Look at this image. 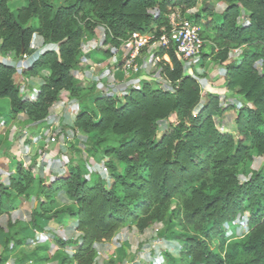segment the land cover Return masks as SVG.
<instances>
[{"label":"trees","instance_id":"obj_1","mask_svg":"<svg viewBox=\"0 0 264 264\" xmlns=\"http://www.w3.org/2000/svg\"><path fill=\"white\" fill-rule=\"evenodd\" d=\"M199 1L225 5L219 22L207 19L213 13L209 9L188 16L208 47L200 65L209 59L223 63L232 49L245 47L224 74L226 90L244 104L224 106L212 93L202 99L201 83L188 73L176 45H158L150 73L163 78L162 86L142 81L122 98L96 93L73 118L72 132L92 139L90 151L101 153L106 177L79 164L66 172L56 164L58 175L45 183L22 161L11 160L6 183L0 182V218L33 199L28 221L7 218L5 227L0 225L3 250L20 249L16 264L34 255L37 263L47 259L43 248L28 251L27 246L35 231L43 232L40 220L62 215L76 218L79 235L55 238L62 248L76 246L72 254L60 256L59 264H95L97 244L108 242L118 229L143 233L163 222L159 237L179 227L183 240L177 257L165 254L166 264H264V165L245 180L238 177L254 155L264 158V0H25L15 10L9 0H0V55L29 56L21 69L0 60V100L9 106L0 118L7 122L24 113L26 124H40L62 91L78 100L87 90L75 83L85 59L82 44L98 27L109 47L135 34L153 43L170 33L171 14L193 9ZM241 13L246 23H238ZM34 34L48 46L38 53L29 48ZM17 74L42 78L32 98L20 93L13 81ZM227 112L235 114L234 134L219 131L214 120ZM59 194L70 201L65 208H58ZM245 215L247 232L229 236L225 226Z\"/></svg>","mask_w":264,"mask_h":264},{"label":"rangeland","instance_id":"obj_2","mask_svg":"<svg viewBox=\"0 0 264 264\" xmlns=\"http://www.w3.org/2000/svg\"><path fill=\"white\" fill-rule=\"evenodd\" d=\"M24 4L25 0H9L8 2V6L11 10H15L23 6ZM224 6L225 5L220 2L202 3L201 1H199L195 8L190 9L184 13L177 10L174 15L177 21H180L182 19L189 20V15L199 13L201 11L204 12V10L209 9L212 10L213 13L211 16H207V19L214 18L216 21L219 22L221 20V12L224 9ZM202 19L204 21L206 20V17H202ZM246 22V16L241 13L238 23L241 24ZM103 40L104 30L102 27H98L94 36L90 40H87L82 44L83 53L85 52L84 54H87V52L89 51H101V53L104 54L103 56H100V61L95 60L97 62L102 63V65L100 63H97L95 67H92V70L86 67L80 69V71L77 70L75 72V77L77 76L79 80H83V82L85 81L84 86L85 88H87V90L78 100L72 99L71 102H69L70 106L67 107V110L63 109L62 106L64 104L58 101V103L54 105V108H52L50 117L43 123L37 124L36 128L32 130L35 135H39V133L42 132L38 139L44 140L46 146V148H43L42 146L38 148L35 147V152L41 154L37 158V160L34 159L35 161L32 160L30 161V163H33L34 165L36 164L37 167L39 160H46L49 157L51 160L57 162L58 166L60 165L61 169L65 172L68 170L69 167H73L79 164L84 167L88 172L97 171L102 176H107V170L103 165L101 153L94 154L90 151L92 139L82 134L73 133L69 121L71 120V118H73V113H78L80 111V107H83L94 94L98 93V91L103 89L107 84L108 86L110 84H115V86H118L119 89H123L122 84H125L128 79L133 80L134 78H139V76H141V74L143 73L148 74V72H150L153 66V63L150 60H147V54L154 52L157 48V45H154L153 43H149L147 41V43L140 50L139 55L135 61L138 67V71L135 72L133 71V69H128V72L126 73L125 71H123V67L118 66V63L120 60L128 57L130 40L122 43L125 44L127 48L121 46V44L117 48L109 47L103 44ZM47 47L48 46H45L42 43L41 38L38 35H33L29 47L33 50V53H38ZM236 49L238 50L234 51V49H232L228 53V58L223 63H219L218 61L209 59L201 66L200 56L194 60L185 63L187 71H189L188 73L193 72L196 75L198 81L201 83L202 99H204L205 96L209 94L210 90L215 92L218 91L221 86H223L226 65L231 64L233 61L237 60L240 57L241 52L246 48L242 46ZM106 50H109V57L105 55ZM207 50L208 47L207 45H205L203 47L202 53L206 52ZM21 59L22 58H13L12 54H7L5 56L0 55V60L17 65V67L20 69L23 68L24 65L28 64L27 59H25L24 61H22ZM163 59L167 60L166 58ZM82 63L87 66V62L85 61V59ZM41 74L44 75L45 73L42 72ZM103 77H105V81L102 80ZM41 80V77L29 78L28 80H25L20 74H17L13 77V81L20 87V93L22 95H27L30 97H33L34 94L32 93V91H28L27 88L29 87V89H31V87L33 86L37 87L36 84H39ZM93 80L96 82L94 86H92ZM140 81L153 82L155 88L162 86L163 84V82L159 79L154 82L147 80L144 77ZM92 87L93 89L90 90V88ZM210 87L211 89L209 90ZM122 91H125V89ZM122 91H120L119 93L108 91L106 92V94L116 96L117 98H122V96L125 94ZM220 96L222 99V104L224 106L230 104L242 106L244 104V101L242 100L241 96L233 92L226 91ZM63 99H65V96L63 97ZM58 109L63 110L60 113L61 115H64L63 118H59L60 114L57 113ZM64 110L68 111V113L64 114ZM0 111L3 114L8 113L9 106L8 101L6 99L0 100ZM234 115L235 114L232 112H227L223 115H215L214 120L218 130L221 132L234 134ZM6 119L7 118L4 116L3 119H0V122H4V120ZM169 121H174V115L170 116ZM20 125L21 124L18 123V125H16V129ZM52 127L53 129H50ZM19 128H21V126ZM0 130L1 139L2 141H4V138H8V131L4 128H0ZM3 131L6 132L5 135L2 134ZM52 132L56 134L55 142H51L49 140ZM53 146H60V148H62V150L58 153V157H54L56 156L54 153L51 156L48 155V151L53 148ZM43 151L47 153L43 154ZM4 154L5 155H3V157L5 156L9 158V161L10 159H12V156L10 155L9 151H6ZM22 154L24 155V153ZM6 163H8V161H6ZM30 163L28 162L26 164L27 167L30 165ZM263 165L264 158L261 156L254 155L252 162L240 167V172L238 175L239 179L245 180L250 171L258 170ZM0 172L5 173V171L1 169ZM34 172L37 176L39 174H42L41 172H39V169L35 170ZM52 173H56V170H53ZM43 174L45 178H50L48 175V171H45V173ZM2 175L3 176L0 178V180L5 181L6 174ZM87 177L89 178L90 175H87ZM66 203V198L63 195L59 198L58 207L65 208ZM19 208L10 214L2 216L0 218V225L2 227H5L7 218H9L12 222L15 220L28 221L31 204L27 202V204L24 205L22 210H20ZM246 216L247 215L243 217H238L230 225L225 226V230L229 236L240 238L247 232ZM70 219H73L74 222L76 221V218L74 217ZM58 225L59 226L57 228H53L52 230L48 228H46L45 230L42 229L46 232L47 236L46 238L44 237L45 239H37V244H39L43 240V247H41V249H43L41 251L47 256L46 260L37 263L35 261L37 255H34L33 260H28L22 257L23 260L17 264H59L58 262L60 261L61 251L63 254H70L74 244L72 243L68 245V247L62 248L56 242L55 238H59L61 240H69L73 239V237L75 238L76 235L74 234L73 229L68 225V222H65L64 224L59 223ZM165 228L166 222H163L152 225L143 233H138L136 229L133 230L132 227H129L130 230L127 233L126 230H123L125 232L123 233V235L116 236L113 240L111 238L108 242H105L104 244L96 248L97 253L95 257V264H166L167 260L165 254L169 253L177 257L183 240L178 236V233L180 232L179 227H175L172 229V232H174L173 235L168 234L162 238L159 237L163 232H165ZM75 239H78V237L76 236ZM1 242L2 241H0V260L3 262V264H16V258H19L21 256L20 249H17L13 252L4 251L3 247L1 246ZM37 244L35 245V243L32 242L31 244H29V246H27V249L29 248V250H32L33 248L38 247Z\"/></svg>","mask_w":264,"mask_h":264},{"label":"crops","instance_id":"obj_3","mask_svg":"<svg viewBox=\"0 0 264 264\" xmlns=\"http://www.w3.org/2000/svg\"><path fill=\"white\" fill-rule=\"evenodd\" d=\"M121 46L127 48V46L125 44H121ZM83 52V50H82ZM85 53V52H84ZM83 53V54H84ZM153 53V52H152ZM152 53H148L147 54V60H151V56ZM86 55L85 56V61L87 62V66L84 65V63H81L78 67H77V70L80 71V69L82 68H89L90 70H92V67H95L97 65V63H100V62H97L95 60H101L100 56H103L104 54L101 53V51H89L87 52V54H84ZM168 59V58H167ZM102 65V63H100ZM27 65V64H26ZM99 65V64H98ZM25 66V65H24ZM23 66V67H24ZM107 73V72H106ZM140 77H144L146 78L147 80H150V81H156L157 79L161 80L163 83L165 82L163 80L162 77H160L158 74H151L150 72H148V74H141V76H139V78H134L133 80H127V82L125 84H122V87L123 89H119L118 86H115V84H110L108 86V84L101 90L98 91L99 94H106V92L108 91H113L115 93H119L120 91L122 90H126L127 88L129 87H133V88H139V84L141 83L140 80H142V78ZM25 80H28L27 78H24ZM103 81H105V77L102 78ZM101 81V80H99ZM75 83L80 86L81 88H84L85 86V81L83 82V80H79V78H77V76L75 77ZM91 83V82H90ZM96 82L93 80V84H95ZM100 83V82H98ZM152 83V86H154V83ZM37 87L39 84H36ZM36 86H33L31 87V89H29V87L27 88L28 91H32V93L34 94L35 90L37 89ZM121 87V86H120ZM211 89V87L209 88V90ZM227 90L224 86V80H223V86H221L218 91H212L210 90L209 93H212V94H216V95H222L223 93H225ZM125 93V91H122ZM208 92V90H207ZM65 96V99H63V97ZM29 98H32L30 96H28ZM72 99H70L68 97V94L67 92L65 91H62L60 94H59V97H58V100L54 103V105H56L59 102L63 103L64 105L62 106L63 109L67 110L68 106H70V103ZM54 105L52 106V108H54ZM52 108L50 110V114H51V111H52ZM64 110V111H65ZM61 109H58L57 113L60 114L61 113ZM68 111H65L64 114H67ZM77 113H73V118L75 117ZM50 117V116H49ZM63 118L64 115L60 114L59 115V118ZM73 118H71V120L69 121L70 125L72 126V121H73ZM0 119H3V118H0ZM68 122V120H67ZM21 124V128H17L16 129V125ZM2 125V126H1ZM37 126V124H26V116L24 113H19L17 114V116L15 117V119H12V120H8L7 122L4 121V122H0V128H4L5 130L8 131V138H4V141H2V144L0 146V169L5 171L4 172H0L1 175H0V178L3 176L2 174H6V179L5 181L3 180H0L1 183H6V180H7V176L10 172V164H11V160L12 159H16V160H20L23 162V165L25 167H27V163L30 161H35L34 159L37 160V158L40 156L41 153H36L35 152V147L38 148V147H43V148H46L45 146V143H44V140L42 139H38V137L41 135L42 132L39 133V135H35V133L32 131L33 129H35ZM70 126V127H71ZM30 128V129H29ZM69 129V128H68ZM1 131V130H0ZM76 133L77 134H82L84 135L82 132H80L79 130H76ZM3 135L6 134L5 131L2 132ZM14 144V145H13ZM60 146H53V148H51L49 151H48V155L51 156L53 153L56 155L54 157H58V153L59 151H61L62 148H60ZM6 151H9L10 152V155L12 156V159H10L9 161V158L7 157H3V155H5L4 153ZM24 153V155L22 154ZM47 152H44L43 151V154H45ZM27 160V162H26ZM57 160V159H56ZM6 161H8V163H6ZM57 162L51 160L49 157L44 160H39L38 162V167L37 165L33 164V163H30V165L28 166L32 172L34 173V176L35 177H43L44 180H45V183H48L50 181V179H52L53 176H56L58 175V168L56 166ZM8 165V166H7ZM39 169V172H41L42 174H39L38 176L35 174V170H38ZM53 170H56V173H52ZM45 171L47 172L48 171V175L50 178H45L43 175V173H45ZM63 196V194H59L58 195V204H59V198ZM66 205L70 203L69 200H67L66 198ZM30 203L31 204V207H32V204H33V199H28V200H24L22 201L21 205H20V210H22V208L24 207L25 204ZM60 209V207H58ZM31 210V209H30ZM14 212V211H12ZM11 212V213H12ZM26 221V220H25ZM65 222H68V225L73 229V232L74 234L78 237V232L74 230V221L73 219H70V218H67L66 216L62 215L60 216L58 219H54V220H51V221H43V220H40L39 223L40 225L43 227V229L45 230L46 228L48 229H53V228H57L59 225V223H65ZM67 225V226H68ZM133 230H135L134 227H132ZM123 230H126V233L130 230L129 227L128 228H121V229H118L113 237H112V240L116 237V236H119V235H123V233H125ZM137 231V230H136ZM139 233V232H138ZM47 236L46 232L43 231H35L34 234H33V237H32V242L35 243V245L37 244V239L38 240H41V239H45ZM75 236V238H76ZM45 237V238H44ZM75 238L73 237L72 240H75ZM69 239V238H67ZM102 244L104 243H100V244H97L96 248H98V246H101ZM38 247H43V240L37 244ZM68 247V246H66ZM73 249L71 250V253H73V251L75 250L76 246H73L72 247ZM28 251L29 248L27 249ZM65 251V250H63ZM61 255L63 254L62 251L60 252ZM70 254H67V255H70ZM152 258V257H151ZM60 263V261L58 262Z\"/></svg>","mask_w":264,"mask_h":264},{"label":"built area","instance_id":"obj_4","mask_svg":"<svg viewBox=\"0 0 264 264\" xmlns=\"http://www.w3.org/2000/svg\"><path fill=\"white\" fill-rule=\"evenodd\" d=\"M170 21L172 26L170 33L168 35H161L157 41L153 42V44L157 46L166 45L169 43V41H172L176 45L177 53L185 63L198 58L202 53L204 43L203 39L198 33V28L188 20L182 19L180 21H177L174 14H171ZM149 38L150 37L147 35L141 36L135 34L130 39L128 57L125 59L122 66L123 71H125L126 73L128 72V69H133V71L135 72L138 71V67L135 61L139 55L140 50L147 43ZM237 50L238 49L236 48L234 49V51ZM21 58V60L24 61L28 58V56L23 54ZM156 60H159V58H156ZM50 129H53V127ZM49 140L51 142L56 141V134L54 132H52Z\"/></svg>","mask_w":264,"mask_h":264},{"label":"bare ground","instance_id":"obj_5","mask_svg":"<svg viewBox=\"0 0 264 264\" xmlns=\"http://www.w3.org/2000/svg\"><path fill=\"white\" fill-rule=\"evenodd\" d=\"M164 58H166L167 59V57L165 56ZM168 60V59H167Z\"/></svg>","mask_w":264,"mask_h":264}]
</instances>
